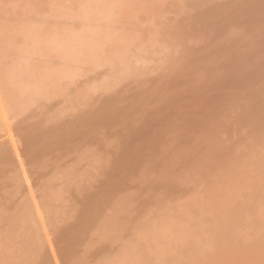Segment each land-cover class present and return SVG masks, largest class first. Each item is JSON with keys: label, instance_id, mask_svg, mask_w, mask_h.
Instances as JSON below:
<instances>
[{"label": "rangeland", "instance_id": "obj_1", "mask_svg": "<svg viewBox=\"0 0 264 264\" xmlns=\"http://www.w3.org/2000/svg\"><path fill=\"white\" fill-rule=\"evenodd\" d=\"M0 264H264V0H0Z\"/></svg>", "mask_w": 264, "mask_h": 264}]
</instances>
